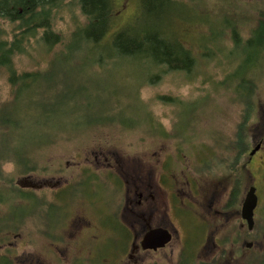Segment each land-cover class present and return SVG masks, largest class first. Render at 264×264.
Instances as JSON below:
<instances>
[{
  "label": "rangeland",
  "instance_id": "rangeland-1",
  "mask_svg": "<svg viewBox=\"0 0 264 264\" xmlns=\"http://www.w3.org/2000/svg\"><path fill=\"white\" fill-rule=\"evenodd\" d=\"M138 1L111 0L113 16L108 38L139 22L141 3ZM176 1L182 5V8L177 9L179 16L186 20H182L179 31H174H177L185 48L194 56H201L190 73L181 70L159 73V66L151 58L128 56L116 50L95 47L90 49L93 53L88 54L85 39L74 40L70 36L77 24L86 20L77 0L71 1L69 13L64 19L58 16V23L54 26L56 31L66 35L68 44H75V47L56 44L53 50H49V43L42 35L36 34V37L31 38L26 53L15 58V67L19 73L35 72L48 67L55 75L46 83L37 81L36 87L31 89L33 93L38 94L47 88L46 97L54 102L60 93L76 92L50 117L54 122L50 125L52 133L66 130L73 138L63 140L60 137L59 142L46 146L47 150L40 155V163L47 168L40 171H49L47 174H17L16 183L19 180L23 186H29L28 180H48L53 176L55 179L61 178L63 173L52 169L59 170L68 161L70 164L76 163L78 159H84V153L100 148L108 160L104 161L102 155L98 157V165L102 169L101 187L96 195L87 198V203L89 199L96 202L90 211L102 216V239H110L109 242L114 239V223L110 224L108 213L114 218V207L121 203L117 188L120 180L118 176L129 174L132 168L142 172L145 161L152 167V172L160 174L167 154L173 155L174 173L190 176V163L195 153L207 157L210 151L208 144L224 134H232L236 129L244 105L232 99L234 78H229L226 86L219 85L214 79L224 78L235 65L256 68V64L262 73L255 99L264 104V59L259 50L248 49L243 45L252 24L250 22L258 5L262 7L263 0ZM12 25L11 21L0 16V28L11 30ZM49 42H52V38ZM204 52H211L209 58L202 55ZM7 73L4 68L0 69V102L11 96ZM212 75L214 79H209ZM161 96H170L172 99ZM73 107L77 110L73 111ZM260 108L264 109V105H260ZM147 110L153 113L154 118ZM70 113H75V116ZM105 118L115 120L114 124H97L98 120L105 122ZM55 122L59 125L55 126ZM156 122H161L172 135L176 129L181 135L189 136L188 142L182 140L184 151L180 153L178 150L176 156L175 144L180 138L163 139L154 130ZM19 130L15 135L28 140L25 145L36 141V135L40 133L35 125ZM257 133L261 134V131ZM90 157L93 158V155ZM171 159L169 156L168 160ZM114 165L113 177L107 170H113ZM182 169L183 172L180 171ZM3 171L16 174L12 164L4 165ZM23 177L26 180H22ZM47 191L50 192L49 189ZM21 213L7 209L2 211V216L6 218L7 226H11L13 219L20 218ZM40 214L52 223H56L59 217L57 209L40 211ZM24 223L20 227L22 229L18 230L22 232L18 238H37L33 221L29 219ZM2 227H5L4 222ZM189 229L192 232L190 226ZM8 238L17 239L15 234ZM63 250L62 246L61 253ZM103 255L104 258L111 257L112 247L106 246Z\"/></svg>",
  "mask_w": 264,
  "mask_h": 264
},
{
  "label": "flooded vegetation",
  "instance_id": "flooded-vegetation-1",
  "mask_svg": "<svg viewBox=\"0 0 264 264\" xmlns=\"http://www.w3.org/2000/svg\"><path fill=\"white\" fill-rule=\"evenodd\" d=\"M71 1L56 0L55 6L45 8L36 5L41 20L36 34L42 38L49 33L63 35L54 26L58 16L64 19L69 13ZM154 125H158L154 129L163 139L180 138L175 144L177 156V151L183 150L182 135L176 129L170 134L161 122ZM239 130L244 129L236 127L233 134ZM230 135L224 134L208 144L207 157L195 153L190 176L174 173L175 163L170 154L166 155L160 174L152 172L145 161L142 172L132 168L129 174L118 176L121 203L114 207V218L108 213L110 224L114 223L111 242L102 239V216L90 211L96 202L89 199L87 203V198L96 195L101 187L98 157L102 155L104 161L108 160L100 148L87 151L84 159L76 163L68 161L59 170L52 169L63 173L61 178L28 180L29 186L17 180L20 187L30 191L29 195H47L49 206L42 210L57 209L59 217L56 223L49 222L35 207L36 213L29 219L37 238H18L22 232L8 231L2 216V211L7 210L6 193L2 191L0 264H264V142L240 143L229 150L230 143L223 138ZM247 147L248 151L243 149ZM109 169L107 172L114 177L115 165L113 170ZM252 188L256 199L250 221L246 201ZM29 219L21 215L14 218L12 228L22 227L26 224L22 222ZM161 229H167L172 238L157 246L160 233L154 231ZM13 234L17 239L8 238ZM106 246L112 247L108 258L103 255Z\"/></svg>",
  "mask_w": 264,
  "mask_h": 264
},
{
  "label": "trees",
  "instance_id": "trees-1",
  "mask_svg": "<svg viewBox=\"0 0 264 264\" xmlns=\"http://www.w3.org/2000/svg\"><path fill=\"white\" fill-rule=\"evenodd\" d=\"M77 2L82 7L86 20L84 23H79L80 25L77 24L70 36H73L74 40L84 38L85 50L88 54L93 53L91 48L99 47L102 50H116L128 56L149 57L156 66H159V73L174 70L190 73L195 68L196 61L199 62L201 56H194L185 48L179 40L177 31H174H179L182 20H186L179 16L177 9L182 8V5L176 0H141L139 22L111 34L109 38L107 33L113 16L111 0H77ZM39 4L44 8L45 5L55 6L56 0H0V16L13 23L11 30L0 28V69L4 68L9 72L7 74L11 89L10 98L0 102V193L2 191L6 193L7 209L13 210V213L21 211V216L26 219L35 215V207L44 211L42 209L49 206V199L45 194L29 195L30 191L20 187L15 177L17 174L24 176L31 173L47 174L40 171L47 168L40 163L42 160L40 155L47 150L46 146L50 147L61 139L73 138L66 130L52 133L50 125L54 122L50 117L59 111L66 99L72 98L76 93L75 91L60 93L57 101L51 102L46 97L47 88L38 94L31 91L36 87L37 81L46 83L47 80L55 77L51 69L47 67L35 72H17L15 58L26 53L31 38L36 37L38 23L41 22L35 11L36 5ZM255 12L243 45L248 49L259 50L260 56L264 59V0L262 7L259 6ZM50 38H52L51 43ZM44 39L49 43L47 44L49 50H53L56 44L75 47V44H68L64 34L57 36L49 33ZM233 40L239 41L238 38ZM210 53L204 52L202 55L208 57ZM255 67L242 68L241 65H235L220 80L214 79V75L209 77L222 86L227 85L229 78H234L235 83L231 89L232 99L244 105L241 120L237 124L239 129L244 130L232 133L228 139L223 138V141L230 143L229 150L239 147L240 143L249 145L259 140L264 142V109L260 108V105L264 104H260L255 99L259 92L258 82L262 71L259 72L256 64ZM161 98L172 99L170 96H161ZM76 110L73 107V111ZM70 114L75 116V113ZM114 121L105 118V122L98 120L97 124H114ZM31 125L37 126L40 133L36 135V141L33 140L30 145H25L28 140H23L25 138L15 134L21 131L19 129ZM58 125L59 123L55 122V126ZM64 125L67 128L66 122ZM257 131H261V134ZM185 135H182L183 142H188L189 136ZM255 137L259 139L255 140ZM243 149L248 151L249 147ZM8 164H12L16 169L15 175L3 171V166ZM11 227L15 226H7V229L14 233L21 229L17 227L13 230Z\"/></svg>",
  "mask_w": 264,
  "mask_h": 264
},
{
  "label": "water",
  "instance_id": "water-1",
  "mask_svg": "<svg viewBox=\"0 0 264 264\" xmlns=\"http://www.w3.org/2000/svg\"><path fill=\"white\" fill-rule=\"evenodd\" d=\"M255 199H256V195H255V191L252 188L250 190V192L248 193L247 196V201H246V212H247V218L251 221L252 220V210L255 204ZM154 232H158V234L160 233L159 240L161 241L160 244H158L157 246H163L165 245L167 242H169L172 238V234L167 230V229H161V230H156ZM153 246V245H152ZM156 246V247H157ZM154 247V246H153Z\"/></svg>",
  "mask_w": 264,
  "mask_h": 264
},
{
  "label": "bare ground",
  "instance_id": "bare-ground-1",
  "mask_svg": "<svg viewBox=\"0 0 264 264\" xmlns=\"http://www.w3.org/2000/svg\"><path fill=\"white\" fill-rule=\"evenodd\" d=\"M32 1H34V0H32Z\"/></svg>",
  "mask_w": 264,
  "mask_h": 264
}]
</instances>
